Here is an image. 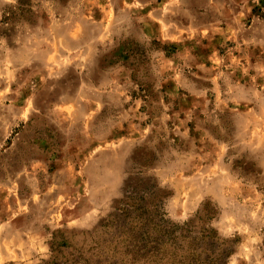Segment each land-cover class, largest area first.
Returning <instances> with one entry per match:
<instances>
[{
	"label": "rangeland",
	"instance_id": "1",
	"mask_svg": "<svg viewBox=\"0 0 264 264\" xmlns=\"http://www.w3.org/2000/svg\"><path fill=\"white\" fill-rule=\"evenodd\" d=\"M48 263L264 264V0H0V264Z\"/></svg>",
	"mask_w": 264,
	"mask_h": 264
},
{
	"label": "trees",
	"instance_id": "2",
	"mask_svg": "<svg viewBox=\"0 0 264 264\" xmlns=\"http://www.w3.org/2000/svg\"><path fill=\"white\" fill-rule=\"evenodd\" d=\"M129 237V236H128ZM193 262H194V260H193ZM48 264H50V263H48Z\"/></svg>",
	"mask_w": 264,
	"mask_h": 264
}]
</instances>
